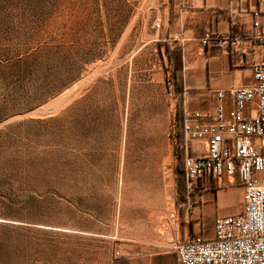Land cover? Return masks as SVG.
Here are the masks:
<instances>
[{
    "label": "rangeland",
    "instance_id": "obj_1",
    "mask_svg": "<svg viewBox=\"0 0 264 264\" xmlns=\"http://www.w3.org/2000/svg\"><path fill=\"white\" fill-rule=\"evenodd\" d=\"M164 2L0 0V264H180Z\"/></svg>",
    "mask_w": 264,
    "mask_h": 264
},
{
    "label": "built area",
    "instance_id": "obj_2",
    "mask_svg": "<svg viewBox=\"0 0 264 264\" xmlns=\"http://www.w3.org/2000/svg\"><path fill=\"white\" fill-rule=\"evenodd\" d=\"M258 2L264 5V0ZM251 17L244 34L204 31L200 43L229 50L239 62L248 61L252 85L214 92L218 106L206 114L183 113L169 134L188 195L201 199L205 191L234 182L242 190L240 211L214 219L210 238L189 236L175 245L180 264H264V21L258 9ZM224 100L232 105L227 113ZM193 142L200 147L193 150Z\"/></svg>",
    "mask_w": 264,
    "mask_h": 264
},
{
    "label": "crops",
    "instance_id": "obj_3",
    "mask_svg": "<svg viewBox=\"0 0 264 264\" xmlns=\"http://www.w3.org/2000/svg\"><path fill=\"white\" fill-rule=\"evenodd\" d=\"M261 11L264 21V5L258 0H165L159 19L155 41L174 72L169 86L170 106L175 115L185 112H211L219 102L214 92L230 88L250 86L252 70L248 61L239 62L232 52L200 43L204 31L217 34H244L250 30L251 12ZM264 51L261 59L264 57ZM256 58V57H255ZM247 60V59H246ZM225 113L232 109L230 101L222 103ZM254 109V105H250ZM195 150L200 144L193 142ZM240 186L226 185L205 191L201 196L200 219L194 222L188 233L210 238L211 230L203 228L214 219L234 215L240 211ZM212 229V225H211Z\"/></svg>",
    "mask_w": 264,
    "mask_h": 264
},
{
    "label": "trees",
    "instance_id": "obj_4",
    "mask_svg": "<svg viewBox=\"0 0 264 264\" xmlns=\"http://www.w3.org/2000/svg\"><path fill=\"white\" fill-rule=\"evenodd\" d=\"M176 119H180L182 115H179L178 113L175 115ZM183 170V169H182Z\"/></svg>",
    "mask_w": 264,
    "mask_h": 264
}]
</instances>
